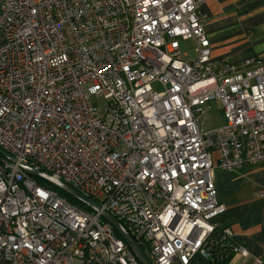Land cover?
<instances>
[{
	"label": "built area",
	"instance_id": "1",
	"mask_svg": "<svg viewBox=\"0 0 264 264\" xmlns=\"http://www.w3.org/2000/svg\"><path fill=\"white\" fill-rule=\"evenodd\" d=\"M204 1L0 0V264H141L103 208L152 264L248 254L211 220L214 171L264 161V59L211 56ZM213 99L225 122L207 129Z\"/></svg>",
	"mask_w": 264,
	"mask_h": 264
},
{
	"label": "crops",
	"instance_id": "2",
	"mask_svg": "<svg viewBox=\"0 0 264 264\" xmlns=\"http://www.w3.org/2000/svg\"><path fill=\"white\" fill-rule=\"evenodd\" d=\"M201 14L211 56L264 59V0H205ZM212 157L217 159L216 150ZM214 181L224 209L212 221L230 226L233 242L248 250L233 252L226 264H257L256 257L264 256V161L216 168Z\"/></svg>",
	"mask_w": 264,
	"mask_h": 264
},
{
	"label": "water",
	"instance_id": "3",
	"mask_svg": "<svg viewBox=\"0 0 264 264\" xmlns=\"http://www.w3.org/2000/svg\"><path fill=\"white\" fill-rule=\"evenodd\" d=\"M0 154L14 160V156L4 150L2 147H0ZM28 172L36 177L45 179L58 188L66 191L70 195L74 196L75 198L79 199L80 201L84 202L88 206H90L92 209H99L100 205L91 197L87 196L86 194L80 192L73 186L64 183V182H55V181H50L49 179L43 177L37 168H26ZM101 216L107 220L113 227L114 229L119 233V235L126 241V243L130 246V248L134 251L135 255L138 257L139 261L141 264H152L148 256L145 254V252L141 249V247L138 245V243L135 241V239L124 229L120 221L107 209H102L101 210Z\"/></svg>",
	"mask_w": 264,
	"mask_h": 264
},
{
	"label": "rangeland",
	"instance_id": "4",
	"mask_svg": "<svg viewBox=\"0 0 264 264\" xmlns=\"http://www.w3.org/2000/svg\"><path fill=\"white\" fill-rule=\"evenodd\" d=\"M179 40V56L184 59H191L195 56V41L192 38L182 39L178 38ZM154 88L160 89L161 86L158 82H152ZM94 101L101 107L103 105V98L101 96H94ZM209 115L206 119L205 126L207 129L215 128L220 125H223L225 120L223 117L222 109L218 100L213 99L209 102ZM213 218V217H212ZM211 218V220H212ZM148 253V250L146 251ZM170 264H177L176 262H172Z\"/></svg>",
	"mask_w": 264,
	"mask_h": 264
},
{
	"label": "trees",
	"instance_id": "5",
	"mask_svg": "<svg viewBox=\"0 0 264 264\" xmlns=\"http://www.w3.org/2000/svg\"><path fill=\"white\" fill-rule=\"evenodd\" d=\"M42 183H47L51 188H53L54 190H56L59 194L65 196L67 199H69L71 202L81 206L82 208L91 211L92 208L90 206H88L87 204H85L84 202L80 201L79 199L75 198L74 196L70 195L69 193H67L66 191L58 188L57 186H55L54 184H50L46 181H42L40 180ZM218 234V230H215L214 234H213V238H215ZM140 246L142 248V250L148 254L147 251V247L145 246V244L141 241ZM211 249L213 251H217V259L214 262H221L222 264H226L227 260L230 258V256L232 255V250L223 247H217L216 245H212Z\"/></svg>",
	"mask_w": 264,
	"mask_h": 264
}]
</instances>
